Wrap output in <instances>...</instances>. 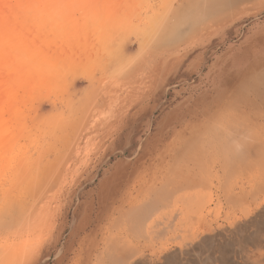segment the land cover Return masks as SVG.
I'll return each mask as SVG.
<instances>
[{
  "label": "bare ground",
  "instance_id": "1",
  "mask_svg": "<svg viewBox=\"0 0 264 264\" xmlns=\"http://www.w3.org/2000/svg\"><path fill=\"white\" fill-rule=\"evenodd\" d=\"M192 1L188 49L86 81L21 166L0 264H264V0Z\"/></svg>",
  "mask_w": 264,
  "mask_h": 264
},
{
  "label": "rangeland",
  "instance_id": "2",
  "mask_svg": "<svg viewBox=\"0 0 264 264\" xmlns=\"http://www.w3.org/2000/svg\"><path fill=\"white\" fill-rule=\"evenodd\" d=\"M192 3L0 0V208L25 163L47 154L86 81L131 82L162 48L190 47Z\"/></svg>",
  "mask_w": 264,
  "mask_h": 264
}]
</instances>
